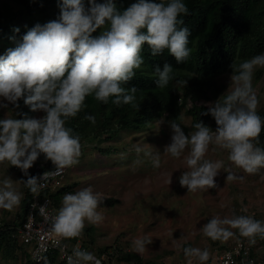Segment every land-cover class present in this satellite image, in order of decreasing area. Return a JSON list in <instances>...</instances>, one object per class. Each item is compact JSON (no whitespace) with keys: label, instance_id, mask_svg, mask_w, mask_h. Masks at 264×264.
I'll list each match as a JSON object with an SVG mask.
<instances>
[{"label":"clouds","instance_id":"9594fccd","mask_svg":"<svg viewBox=\"0 0 264 264\" xmlns=\"http://www.w3.org/2000/svg\"><path fill=\"white\" fill-rule=\"evenodd\" d=\"M59 9L56 19L35 23L15 47L0 55V108L7 109L9 104L19 108L22 99L31 111L44 113L40 118L0 119V164L7 162L20 169L27 177L21 181L34 197H39L49 176L62 175L65 169L66 175L69 168L80 163L81 137L66 126V122L85 108L86 97L93 96L102 104H108L112 98V104L117 107L129 105L138 110L137 93L141 90L131 81L145 64L144 46H148L153 57L167 50L176 64L185 63L191 55V30L182 18L189 15L190 10L183 0H136L123 10L117 7L115 0H87L86 4L84 0H62ZM97 29H100L99 34L93 35ZM14 31L19 32V28ZM229 67L232 90L222 99L207 103V110L200 113L214 118L215 130L199 120L192 125L195 131L188 135L181 124L167 121L172 135L164 151L179 159L189 150L185 157L188 170L181 173L179 185L190 193L218 188L214 178L221 170L227 173L229 181L243 180L233 166L248 175H257L264 169V148L259 146L264 117L258 114L260 100L253 88L255 71L264 69V53L239 64L231 63ZM173 71V65L167 61L162 66L154 65L155 86L160 90L167 88L174 78ZM19 115L15 113V117ZM84 119L95 126V115L85 114ZM164 122L158 120L157 131ZM212 144L228 152L229 165L222 160L205 158ZM134 151L138 157L135 164L143 162L140 158L143 154L150 159L153 168H160L159 152L146 151L139 145L134 146ZM41 154L46 161H51L54 171L30 175L29 169ZM120 158L125 159L126 154L121 153ZM170 183L171 175L167 179V184ZM2 184L0 209L12 211L19 207L23 194L10 178ZM106 198L87 186L65 193L54 215L47 213V203L40 206L45 220L51 221V232L59 238L54 246L61 249L66 264H101L93 252L81 247H73L69 255L67 245L61 241L82 238L86 222L102 223L104 215L98 208ZM202 232L210 240L221 242L238 235L253 247L258 239L264 240V220L233 211L231 217L208 219ZM152 238L148 235L136 238L133 250L143 253L146 245L153 242ZM177 247L182 248L187 264H192L193 259L198 264L209 261L208 248L179 244ZM98 249L112 250L107 245ZM116 256L114 264L138 263L125 260L121 255L116 261ZM33 259L37 264L41 261L49 264L43 254Z\"/></svg>","mask_w":264,"mask_h":264},{"label":"rangeland","instance_id":"374dc122","mask_svg":"<svg viewBox=\"0 0 264 264\" xmlns=\"http://www.w3.org/2000/svg\"><path fill=\"white\" fill-rule=\"evenodd\" d=\"M7 1L10 0H0V6ZM84 2L86 4L87 0ZM259 70V77H256ZM231 75L232 72L229 71L216 77L214 86L219 88L211 86L207 90L208 103L222 99L232 90ZM253 88L260 100V108L264 105V69L255 71ZM17 109L11 104L7 109L0 108V119L21 118L20 115L15 117ZM43 115V112H32L27 118H40ZM161 119L165 122L157 131L158 120ZM171 120L174 119L162 115L142 129H122L115 137L107 140L101 138L94 145L90 143L93 146H86L82 150L80 163L69 168L64 176L62 185L74 183L69 192L91 186L95 192L107 197L98 208L104 215L103 222L99 225L86 222L84 235L91 248L110 246L114 256L117 255L116 261L122 253L133 252L139 256V260L132 258L138 264H187L182 248L177 247L179 244L208 248L210 258L207 264H217L221 249L240 237L237 235L227 242L210 240L202 232L208 219L213 216L231 217L235 211L237 215H249L264 220V169L257 175H248L233 166V170L244 177L243 180L236 181L227 180V173L221 170L214 178L218 188L209 189L207 192L190 193L186 187L179 185L181 173L188 170L185 157L189 150L186 149L179 159L164 151L172 135L167 123ZM176 120L184 125L182 128L185 134L191 135L195 131L190 115L183 109ZM137 145L146 151L159 152V169L153 168L150 159L143 154L140 157L143 162L139 165L134 163L138 158L134 151V146ZM121 153L126 154L125 159L120 158ZM205 158L212 161L222 160L225 165L230 164L228 152L214 144L209 146ZM38 159L37 165H42L43 154ZM170 175L171 183L168 185L167 179ZM9 178L13 186L24 194L21 181L23 173L20 169L7 162L0 164V187ZM20 205L12 211L0 209V224L4 221L16 222L21 211ZM60 205L61 201L58 207ZM144 235L153 237V242L146 245V251L137 253L133 250V241ZM17 246L15 257L0 256V264H25L26 248L19 242ZM257 248L261 249L262 246ZM192 264H198V261L193 259Z\"/></svg>","mask_w":264,"mask_h":264},{"label":"trees","instance_id":"16d2710c","mask_svg":"<svg viewBox=\"0 0 264 264\" xmlns=\"http://www.w3.org/2000/svg\"><path fill=\"white\" fill-rule=\"evenodd\" d=\"M134 2L136 0H115L121 10ZM183 2L190 10L189 15L182 17L185 25L191 30L189 59L185 63L176 64L167 50L163 55L153 57L145 45L142 51L145 64L137 70L131 81L141 90L137 93V102H140L138 110L129 105L117 107L112 104V98L108 104H102L93 96H88L85 108L75 118H70L66 122V126L73 128L80 135L82 150L86 146L92 147L101 138L107 140L115 137L122 129H142L162 115L178 121L176 118L182 109L190 115L192 125L202 120L205 125L215 130L214 118L211 115H200L202 111L207 110L209 100L207 90L211 86L219 88L214 86L216 77L231 72L229 67L231 63L239 64L243 60L264 53V0H183ZM60 3L62 0H10L1 5L0 55H3L6 49L15 47L23 34L35 23L43 24L56 19ZM14 28H19V32H15ZM99 32L100 29H97L93 35H98ZM165 61L173 65L174 78L167 88L160 90L153 81L155 78L153 66L157 64L162 66ZM260 72L261 70L256 77H259ZM17 110L21 118H27L33 112L22 99ZM257 111L264 117V105ZM85 114L95 115V126L84 119ZM181 126L184 127L182 124ZM259 146L264 148V129L260 134ZM38 160L29 170L30 175L38 176L44 169L52 166L51 161L44 159L43 166L36 168ZM25 179L27 177L23 176V180ZM72 185H60L53 190L48 186L43 190V194H49L53 203L59 206L63 195L69 192ZM30 195L31 192L24 187L17 221H4L0 224L1 257H15L18 247L16 229L24 217ZM88 230L89 228L86 229L87 233ZM24 255L25 264H37L29 258L28 253L25 252ZM120 257L128 261L132 258L139 260V256L133 252H124ZM47 258L49 264H65L58 260L55 254Z\"/></svg>","mask_w":264,"mask_h":264},{"label":"built area","instance_id":"2783aa9c","mask_svg":"<svg viewBox=\"0 0 264 264\" xmlns=\"http://www.w3.org/2000/svg\"><path fill=\"white\" fill-rule=\"evenodd\" d=\"M42 166L43 164H39L36 168H41ZM53 171L54 165L52 164V166L44 169L39 175L43 173L48 174ZM65 173L66 169L62 175L49 176V179L46 181V187L49 186L53 190L62 185ZM43 190L40 192L39 197L30 195L24 217L20 225L17 226L16 237L18 242L26 248L25 251L29 254V258L32 261L36 262L33 257L37 254L46 256L55 254L58 260L66 264V257L63 252L60 248L54 246L55 240L59 238L51 232V221H46L40 210V206L47 203L46 211L51 216L55 214L59 207L53 203L49 194H43ZM257 242L253 247H249L246 239H236L232 244L223 247L218 255L217 264H264V240L258 239ZM61 243L67 245L69 255L73 247H81L93 252L101 261V264H114L113 251L111 249L99 250L98 248H91L86 241L85 235L82 238L61 241ZM258 246H262V248L259 249L257 248ZM45 248H47L46 252L44 251Z\"/></svg>","mask_w":264,"mask_h":264}]
</instances>
